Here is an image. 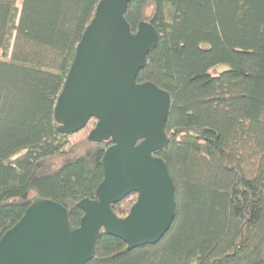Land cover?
<instances>
[{
  "label": "trees",
  "instance_id": "1",
  "mask_svg": "<svg viewBox=\"0 0 264 264\" xmlns=\"http://www.w3.org/2000/svg\"><path fill=\"white\" fill-rule=\"evenodd\" d=\"M100 0H0V239L33 198L77 228L111 145L61 134L54 109ZM125 20L158 35L137 83L168 93L161 158L175 217L133 250L101 231L86 264H264V0H132ZM217 67H225L217 70ZM77 138H79L77 140ZM131 194L111 207L124 218Z\"/></svg>",
  "mask_w": 264,
  "mask_h": 264
},
{
  "label": "water",
  "instance_id": "2",
  "mask_svg": "<svg viewBox=\"0 0 264 264\" xmlns=\"http://www.w3.org/2000/svg\"><path fill=\"white\" fill-rule=\"evenodd\" d=\"M131 1L100 0L54 109L61 134L76 133L94 118L88 140L111 143L102 157L96 199L77 204L83 217L73 228L63 206L33 198L1 237L0 264H86L101 231L133 250L156 244L174 220L173 182L164 161L153 155L169 143L164 126L170 97L150 82L136 81L158 35L145 22L131 32L125 20ZM131 194L135 203L118 218L111 207Z\"/></svg>",
  "mask_w": 264,
  "mask_h": 264
},
{
  "label": "rangeland",
  "instance_id": "3",
  "mask_svg": "<svg viewBox=\"0 0 264 264\" xmlns=\"http://www.w3.org/2000/svg\"><path fill=\"white\" fill-rule=\"evenodd\" d=\"M223 68H225V67H217L216 69L217 70H221V69H223ZM79 138H77V140H78Z\"/></svg>",
  "mask_w": 264,
  "mask_h": 264
}]
</instances>
